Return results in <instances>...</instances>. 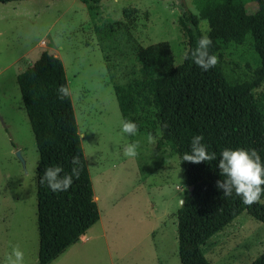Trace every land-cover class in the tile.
<instances>
[{
	"label": "rangeland",
	"instance_id": "rangeland-1",
	"mask_svg": "<svg viewBox=\"0 0 264 264\" xmlns=\"http://www.w3.org/2000/svg\"><path fill=\"white\" fill-rule=\"evenodd\" d=\"M177 3L198 10L194 0H102L103 18L95 21L82 0L0 2V258L18 244L25 264H39V152L17 77L49 49L64 63L100 211L99 221L49 264H181L177 211L187 176L169 147L158 146L156 138L147 141L144 118L153 117L154 108L132 114L141 128L135 136L121 138L124 115L115 92V85L126 84L138 65L135 43L168 41L175 64L183 62L188 39ZM248 7L254 11L257 4ZM129 19L135 20L132 38L127 35ZM118 21L124 27L100 38L96 23ZM246 49L226 51L230 69H246ZM257 91H264V83ZM131 141L138 143L135 158L122 154ZM203 251L212 264H250L264 252V223L244 211L214 234Z\"/></svg>",
	"mask_w": 264,
	"mask_h": 264
},
{
	"label": "trees",
	"instance_id": "trees-1",
	"mask_svg": "<svg viewBox=\"0 0 264 264\" xmlns=\"http://www.w3.org/2000/svg\"><path fill=\"white\" fill-rule=\"evenodd\" d=\"M10 1L17 0H0ZM82 1L93 20L103 18L102 0ZM194 2L199 17L177 3L181 11L179 24L188 39L186 53L195 49L202 35L199 20L207 19L212 39L209 52L218 55L217 65L205 72L185 57L176 65L168 41L147 46L135 43L138 65L131 69L126 84L115 85V92L124 118L132 120V114L154 108V116L143 119L146 132L157 139L158 146L169 147L178 155L187 176L188 188L177 211L181 264H212L203 245L244 211L264 223V204L244 205L235 194L224 197L216 188V181L223 179L216 160L192 163L180 157L189 151L190 138L203 134V142L217 156L224 148H255L264 162V91H257L264 83V0ZM250 2L257 4L254 11L248 7ZM124 13L130 18L128 10ZM129 20L127 35L132 38L135 20ZM124 25L121 21L106 26L96 23L95 29L103 39L114 36L117 27ZM232 47L247 48L246 69L241 72L230 69L225 58ZM232 64L239 66L236 61ZM17 81L39 152V264H49L99 221L100 211L71 94L57 99L60 85L69 89L61 57L55 51L43 50L19 73ZM73 156L80 160L79 177L66 192L53 193L46 184H40L45 167L60 165L70 173ZM250 264H264V252Z\"/></svg>",
	"mask_w": 264,
	"mask_h": 264
},
{
	"label": "clouds",
	"instance_id": "clouds-1",
	"mask_svg": "<svg viewBox=\"0 0 264 264\" xmlns=\"http://www.w3.org/2000/svg\"><path fill=\"white\" fill-rule=\"evenodd\" d=\"M192 14L199 17L198 10L193 9ZM199 30L202 35L198 38L195 49L190 54H185V59L190 58L192 63L206 72L217 65L219 58L217 54L209 52L212 39L208 34L211 32V27L207 19L199 20ZM57 93V99H64L70 94L69 89L63 84L58 87ZM138 130L135 121L127 118L120 119L119 135L122 139L135 136ZM147 141L150 144L154 143L151 133L147 134ZM203 141V134H194L190 138L189 151L184 152L180 159L192 163L216 160L219 174L223 177L216 181V188L222 190L224 197L235 194L244 205L264 204V200L261 199L264 193V162L258 151L255 148H224L217 156V153L209 150V146ZM137 148L136 141L127 142L122 147V154L128 158H135L138 154ZM71 163L70 173L64 172L60 165L45 167L40 177V184H46L53 193L66 192L73 184V180L79 177V158L73 156ZM0 264H25L24 252L20 246L11 245L10 251L0 258Z\"/></svg>",
	"mask_w": 264,
	"mask_h": 264
},
{
	"label": "water",
	"instance_id": "water-1",
	"mask_svg": "<svg viewBox=\"0 0 264 264\" xmlns=\"http://www.w3.org/2000/svg\"><path fill=\"white\" fill-rule=\"evenodd\" d=\"M17 155L23 160V158L20 155V151L17 152ZM24 161V160H23ZM190 189H192V186L190 187Z\"/></svg>",
	"mask_w": 264,
	"mask_h": 264
},
{
	"label": "crops",
	"instance_id": "crops-1",
	"mask_svg": "<svg viewBox=\"0 0 264 264\" xmlns=\"http://www.w3.org/2000/svg\"><path fill=\"white\" fill-rule=\"evenodd\" d=\"M95 200L97 201V198H96V197H95ZM76 243H77V242H76ZM74 244H75V243H74ZM72 245H73V244H72ZM72 245H71V246H72ZM69 247H70V246H69ZM69 247H68V248H69ZM68 248H67V249H68ZM67 249H66V250H67ZM66 250H65V251H66Z\"/></svg>",
	"mask_w": 264,
	"mask_h": 264
}]
</instances>
